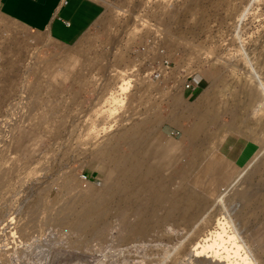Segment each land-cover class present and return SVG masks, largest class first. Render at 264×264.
Segmentation results:
<instances>
[{"label":"rangeland","instance_id":"obj_1","mask_svg":"<svg viewBox=\"0 0 264 264\" xmlns=\"http://www.w3.org/2000/svg\"><path fill=\"white\" fill-rule=\"evenodd\" d=\"M100 1L72 44L0 11V264H208L224 214L209 206L264 144L248 74L264 81V0ZM116 85L118 101H105ZM205 90L212 120L194 138ZM112 141L110 157L141 145L132 161L165 188L104 189L119 179L99 153ZM255 162L226 203L256 248L250 264H264V154ZM188 189L197 205L186 195L171 209Z\"/></svg>","mask_w":264,"mask_h":264},{"label":"bare ground","instance_id":"obj_2","mask_svg":"<svg viewBox=\"0 0 264 264\" xmlns=\"http://www.w3.org/2000/svg\"><path fill=\"white\" fill-rule=\"evenodd\" d=\"M248 74L250 75L249 78H251V80L255 83V88H257V91H258V93L256 92L258 94V97L260 98L258 106L259 105L264 106V81L262 80L260 73L254 67H251V70ZM116 86L117 87L114 88L116 90L115 91L111 90L105 101L112 103L114 100H117L116 91H118L120 89L121 85L120 86L116 85ZM182 86H183V83H182ZM205 92H206V90L203 91V93H201V96L199 95L200 96L199 97L200 102L196 105V107H194V109H192V111L195 113L196 118H195L194 122L192 123L190 132H191V134L194 135V138L196 137L197 133H199L203 130L204 125L207 122L206 118L209 117L210 121L212 120L211 117H212V113L214 111V105L211 104L212 103L211 98H209L208 96H205L206 94H208ZM256 97H257V95H256ZM175 103H176V101H175ZM256 104H257V102H256ZM256 109H257V106H256ZM181 112H182L181 110L179 111L178 109L174 108V111H171L170 115L173 117L179 116V114H181ZM174 119H176V118H174ZM138 133H140V128L135 127V128H132V130L123 133L122 135H124V136H122V137L126 138V137L130 136L129 134H131L132 136H135ZM116 138L121 139L120 137L119 138L116 137ZM115 144H117V142L112 141V142H109L108 144L104 145L103 147H101L99 149V153L102 155L103 161H106L109 159V161L111 160V162H113L115 166L116 165L119 166V171H118L119 179L116 182H114L111 187H108V188L104 187V189H106L109 192V191L113 190V188H114L115 190L117 189V191L122 190L124 192L129 187L131 188L133 185H135L136 187L142 186V189H145L147 187H149V189H152L153 185H155V187L159 186V188H161V191L165 188V186H166L165 180H160V179H158V181L157 180L156 181L149 180L147 178L148 177L147 172H145V174H144L140 170L139 162L137 163V162L132 161L133 157L136 154H138V152L140 151L139 149H140L141 145L133 146V148H131L130 153L124 154V155L119 151L116 152V150H115L114 157L113 156L110 157L111 156L110 155L111 150H113V148H114L113 145H115ZM263 154H264V144L259 148L258 152L248 162H246L244 167L238 172L237 176L233 178V180L228 184V186L224 189V191L214 199L213 204H211L209 206V207H213V208L219 207L220 210H222L224 214L222 215V218L218 219V222L216 225V226H218V229L220 230V232H218V233L216 232V234L219 238H216L217 240L214 241V248L212 250V254L209 257H207V259H206L208 264H250V262H252L254 260L253 253H254V251H256V248L254 247V245H252L251 242L248 241L246 236L243 235L242 231L237 227L236 223L231 218V215H230L231 212L229 209V205L226 203V196L228 195V193H231L233 191V189L238 186L240 180L244 177V175L246 174L248 169L253 165V163L255 161L257 162V160H259ZM210 155H211V152L207 155L205 153H203L201 155V157L199 158L200 167H202L203 165H204V167H207L210 165V162H211V160L209 158ZM142 165H143V163H142ZM143 175H144V177H143ZM145 179H146V182H145ZM102 190L103 189H101L100 191H91V193L89 194L90 198L91 197L95 198V200L100 199V196L102 197V195H103V194H100L102 192ZM187 191H190V190L188 189ZM121 192H119V193H121ZM186 192L182 196L177 194V196H175L174 198H172L170 200L171 201V203H170L171 209H179L180 212H182L184 209H186L183 206H182V208L179 207V201L181 200V198H183L186 195H188L187 198H189V197L193 198V201L188 203L187 206H190V205L195 206V204L197 205V203H198L197 198L199 197L200 193L196 190H192V192L190 191L187 194H186ZM248 195L249 194H247L246 196H248ZM254 195H255V192H254ZM249 197L251 198L252 195H250ZM254 199H255V197H254ZM243 201H245V200H243ZM237 203H239V202H237ZM76 204H77L76 201L75 202H69L67 204L66 210H68V213L69 212L72 213L73 210L75 211ZM79 206H81V205H79ZM239 206L240 205L238 204V207L236 209H237V211L240 212L242 210L241 208L243 207V205L241 208ZM82 207H84V206H82ZM154 208L155 207H153V206L150 207L147 210V212L144 214H147V215L152 214V212L154 211ZM238 208H240L241 210H238ZM207 209H209V208H207ZM206 212H207V210H205L204 212L201 213L202 216L199 215V217L200 216L201 217L198 219L197 222L204 219V214ZM242 215H244V214H242ZM245 216H246V214H245ZM241 219H243V218H241ZM243 221H244V219H243ZM147 227H148V225L143 222L139 228V231L137 230L138 233L146 231ZM229 245H231V247H229ZM255 256H257V254H255Z\"/></svg>","mask_w":264,"mask_h":264},{"label":"crops","instance_id":"obj_3","mask_svg":"<svg viewBox=\"0 0 264 264\" xmlns=\"http://www.w3.org/2000/svg\"><path fill=\"white\" fill-rule=\"evenodd\" d=\"M0 11L61 43L72 44L101 16L103 4L100 0H0ZM226 158L234 162L233 155Z\"/></svg>","mask_w":264,"mask_h":264},{"label":"built area","instance_id":"obj_4","mask_svg":"<svg viewBox=\"0 0 264 264\" xmlns=\"http://www.w3.org/2000/svg\"><path fill=\"white\" fill-rule=\"evenodd\" d=\"M191 85H192V82L189 81L188 78H186V80H184V82H183V87L189 88V87H191ZM1 120H3V118H1Z\"/></svg>","mask_w":264,"mask_h":264}]
</instances>
